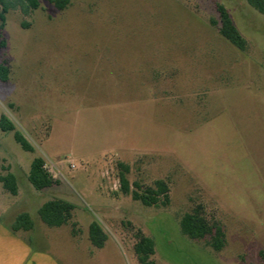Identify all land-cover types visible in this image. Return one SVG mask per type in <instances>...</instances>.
Instances as JSON below:
<instances>
[{
	"label": "rangeland",
	"instance_id": "1",
	"mask_svg": "<svg viewBox=\"0 0 264 264\" xmlns=\"http://www.w3.org/2000/svg\"><path fill=\"white\" fill-rule=\"evenodd\" d=\"M9 0L0 21V116L32 145L0 131V222L29 216L30 237L59 264H139L138 232L154 243L155 264H264V15L245 0ZM223 6L246 42L240 51L212 26ZM1 14V7H0ZM34 158L58 184L35 190ZM163 181L166 205L145 207L119 191ZM51 199L74 206L49 228L38 216ZM197 206L224 233L191 240L179 222ZM97 223L107 240L88 239Z\"/></svg>",
	"mask_w": 264,
	"mask_h": 264
},
{
	"label": "trees",
	"instance_id": "2",
	"mask_svg": "<svg viewBox=\"0 0 264 264\" xmlns=\"http://www.w3.org/2000/svg\"><path fill=\"white\" fill-rule=\"evenodd\" d=\"M20 5L24 6L23 12L27 13L30 10H37L39 3L37 0H15ZM56 9L63 10L67 5V0H47ZM247 4L259 14L264 15V0H245ZM1 14L0 21L4 22V15L10 7L9 0H0ZM218 14V21H212L211 24L217 29L218 34L229 42L232 46L240 51H245L246 42L240 35L238 30L233 25L231 18L226 9L221 6H216ZM0 46L4 47L5 42L0 40ZM9 70L7 66L0 63V81L6 83L8 81ZM0 131L9 132L13 134L14 141L20 148L29 153H33L32 145L23 137V135L15 128V125L5 116H0ZM45 164L41 158H34L30 165V170L27 176L28 182L31 186L41 191L50 188L58 181L53 179L49 172L44 168ZM121 172L118 177L119 191L123 195H130L133 201L140 202L145 207L158 206L160 204L166 205L169 202V188L163 181H155L152 186H147L143 189L138 184L133 185V190L130 189L126 173L128 167L120 164ZM0 183L5 191L10 195L17 194V180L11 173L5 176H0ZM74 206L60 199H51L44 203L38 210L39 219L43 224L49 228H58L66 225L72 217ZM179 227L183 235L191 240H202L209 238L210 247L218 252L224 246L223 230L215 225H210L202 215V209L197 206L190 213L182 216ZM32 228V222L28 215L21 214L17 217L12 231L23 230L29 231ZM88 239L90 244L96 248L101 249L107 240L106 234L101 227L92 222L88 226ZM136 243L133 247L134 254L139 264H155L151 259L154 255V243L151 239L138 232L136 235Z\"/></svg>",
	"mask_w": 264,
	"mask_h": 264
},
{
	"label": "crops",
	"instance_id": "3",
	"mask_svg": "<svg viewBox=\"0 0 264 264\" xmlns=\"http://www.w3.org/2000/svg\"><path fill=\"white\" fill-rule=\"evenodd\" d=\"M0 264L59 263L44 249L33 245L30 237L0 222Z\"/></svg>",
	"mask_w": 264,
	"mask_h": 264
}]
</instances>
